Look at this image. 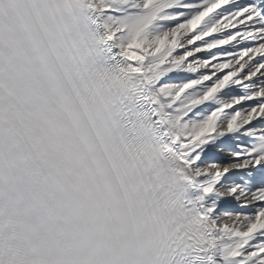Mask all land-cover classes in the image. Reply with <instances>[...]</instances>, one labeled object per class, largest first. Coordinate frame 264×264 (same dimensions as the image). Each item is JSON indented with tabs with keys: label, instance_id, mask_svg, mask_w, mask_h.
I'll list each match as a JSON object with an SVG mask.
<instances>
[{
	"label": "snow or ice",
	"instance_id": "snow-or-ice-1",
	"mask_svg": "<svg viewBox=\"0 0 264 264\" xmlns=\"http://www.w3.org/2000/svg\"><path fill=\"white\" fill-rule=\"evenodd\" d=\"M0 264H264V0H0Z\"/></svg>",
	"mask_w": 264,
	"mask_h": 264
}]
</instances>
